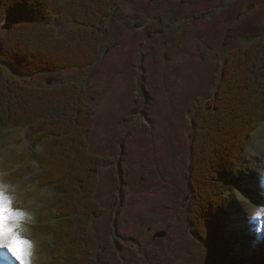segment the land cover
<instances>
[{
  "label": "rangeland",
  "instance_id": "obj_1",
  "mask_svg": "<svg viewBox=\"0 0 264 264\" xmlns=\"http://www.w3.org/2000/svg\"><path fill=\"white\" fill-rule=\"evenodd\" d=\"M243 2L245 0H236L231 7L239 8ZM158 9L151 7L148 0H122L109 22L103 55L93 71L56 75L59 82L75 79L91 86L93 91H100L96 126L89 137L91 151L109 160L123 161V191L119 162L100 174L97 199L105 214L94 219L91 225L98 242L95 264H116L115 261L117 264H211L207 248L192 235L187 216L191 197L189 137L194 136L189 111L198 103L204 106L211 102L229 49L223 51L214 46L211 50L208 41L197 35L189 38L180 55L169 60L166 55V42L171 38L168 25L177 26L173 22L181 18V13L163 15V28L168 35L162 32V37H148L146 32L136 28L160 16ZM64 31L65 28L61 29ZM199 48L207 52L204 62L198 56ZM8 77L14 78L9 73ZM44 80L36 77L33 81L43 86ZM257 132L250 139L248 153L236 173L243 190L249 192L246 195L252 199L250 203L243 202L234 193L227 206L231 217L222 227L225 235L232 234L240 240L235 253L249 262L257 255L264 260V244L260 239L264 230L255 231L242 211L246 209L248 215L254 216L264 205V189L260 187L264 178V123ZM33 133L14 129L0 135V183L10 187L17 204L21 202L18 206L33 217L28 227L36 244L37 264H52L58 240L54 233L59 225L54 222L58 215L57 202L52 197L53 192L42 194L44 190L38 180L44 176V171L34 162L29 142ZM122 146L124 153H121ZM201 193L203 207H206L209 196L202 189ZM121 201L123 207L119 205ZM236 202L239 204L235 205ZM116 207L120 215L117 234H114L112 213ZM258 223L264 228V223ZM198 226L203 232L204 224ZM163 232L165 238L154 239ZM114 238L130 243L135 251L124 248V252L113 254L109 244ZM0 255V260L7 264H19L6 250H0ZM119 257L126 259L121 262Z\"/></svg>",
  "mask_w": 264,
  "mask_h": 264
},
{
  "label": "trees",
  "instance_id": "obj_2",
  "mask_svg": "<svg viewBox=\"0 0 264 264\" xmlns=\"http://www.w3.org/2000/svg\"><path fill=\"white\" fill-rule=\"evenodd\" d=\"M121 2L0 0V134L35 132L30 144L44 171L39 183L53 191L60 217L53 264H95L98 242L91 225L105 214L97 199L100 174L118 159L91 151L100 91L75 79L59 82L56 75L93 71ZM188 33L167 46L169 60L183 52ZM199 50V58L206 60L207 52ZM36 77L45 78L43 86L33 81ZM220 80L211 102L189 111L194 136L187 216L211 264H240L234 252L239 242L223 234L222 227L229 218L233 188H242L237 170L251 137L264 123V40L233 50ZM201 189L209 196L206 207Z\"/></svg>",
  "mask_w": 264,
  "mask_h": 264
},
{
  "label": "flooded vegetation",
  "instance_id": "obj_3",
  "mask_svg": "<svg viewBox=\"0 0 264 264\" xmlns=\"http://www.w3.org/2000/svg\"><path fill=\"white\" fill-rule=\"evenodd\" d=\"M230 1L231 3L229 5ZM235 1L148 0L151 7L160 8L158 9L160 10V16L157 15L155 20L136 26V28L146 32L145 34L148 37L154 35L161 36L163 34L162 32L168 35V31H165L163 28V15L166 16V13H168L171 16L172 13H181V18L173 22L178 24L177 26L168 25V27L170 26L169 35H171V38L168 36L169 41L166 42V45L168 47L169 44L174 45L178 35L189 31L187 36L190 38H195L197 35L204 37L208 41L207 45L211 50L215 49L214 46L223 51L229 49L224 60L226 64L227 57L233 50L253 45L256 43L255 40H264V0H245L239 8H232L231 5ZM236 8L238 10L233 15ZM183 11L186 12L185 15L182 14ZM190 22L192 24H189ZM149 30L153 31L152 35L149 34ZM195 46H197V43H195ZM176 193L174 191L172 195L175 196ZM119 205L120 207L124 206L122 201ZM116 206H118L117 203ZM117 209L118 207L112 213V231L114 234H117L116 228L120 215ZM122 243L123 240L121 242L120 239L117 240L114 238L113 242L109 244L113 254L121 250Z\"/></svg>",
  "mask_w": 264,
  "mask_h": 264
},
{
  "label": "clouds",
  "instance_id": "obj_4",
  "mask_svg": "<svg viewBox=\"0 0 264 264\" xmlns=\"http://www.w3.org/2000/svg\"><path fill=\"white\" fill-rule=\"evenodd\" d=\"M0 186L4 188L5 194L12 200V210L23 213L18 218L9 219V227H4L0 230V242L11 246L24 264H37L36 244L30 236V229L28 227L33 217L23 207L18 206L16 198L7 184L0 183ZM29 245H31V248H29Z\"/></svg>",
  "mask_w": 264,
  "mask_h": 264
},
{
  "label": "snow or ice",
  "instance_id": "obj_5",
  "mask_svg": "<svg viewBox=\"0 0 264 264\" xmlns=\"http://www.w3.org/2000/svg\"><path fill=\"white\" fill-rule=\"evenodd\" d=\"M260 187L261 189H264V178H262L260 181ZM242 211L245 212L246 220L255 231L259 232L264 230V228L261 227V224L258 223V222L264 223V221H262V218H264V205L260 206L256 210L254 216L248 215L246 209ZM22 215L23 213L14 212L12 210V200L5 194L4 188L0 186V230H2L4 227H9L8 225L9 219H15ZM29 248H31V245H29ZM0 250H6V252L10 254L12 258H14L16 261L19 262V264H24V262L11 248V246L6 245L3 242H0Z\"/></svg>",
  "mask_w": 264,
  "mask_h": 264
},
{
  "label": "water",
  "instance_id": "obj_6",
  "mask_svg": "<svg viewBox=\"0 0 264 264\" xmlns=\"http://www.w3.org/2000/svg\"><path fill=\"white\" fill-rule=\"evenodd\" d=\"M164 235H159L158 237H163Z\"/></svg>",
  "mask_w": 264,
  "mask_h": 264
}]
</instances>
